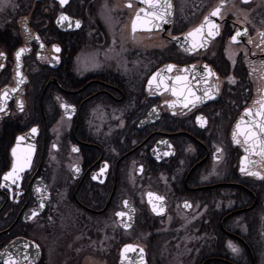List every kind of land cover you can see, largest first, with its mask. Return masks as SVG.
<instances>
[{"label": "flooded vegetation", "instance_id": "af4514ba", "mask_svg": "<svg viewBox=\"0 0 264 264\" xmlns=\"http://www.w3.org/2000/svg\"><path fill=\"white\" fill-rule=\"evenodd\" d=\"M219 1L186 0L181 14L172 0L165 30L135 34L131 19L144 6L135 0H13V12H0V253L28 254L33 264H140L143 248L144 264H264V179L240 172L245 152L232 141L264 85L257 0L229 1L204 49L183 51L170 39ZM242 9L248 21L237 19ZM62 14L69 20L58 22ZM177 76L197 96L211 86L214 98L184 108L156 87H179ZM29 145L30 167L16 184L4 181L12 149ZM250 159L264 176L260 157ZM148 193L164 197L162 205L153 197L163 214ZM125 245L136 251L122 257Z\"/></svg>", "mask_w": 264, "mask_h": 264}, {"label": "snow or ice", "instance_id": "6c2138e0", "mask_svg": "<svg viewBox=\"0 0 264 264\" xmlns=\"http://www.w3.org/2000/svg\"><path fill=\"white\" fill-rule=\"evenodd\" d=\"M4 0H0V3H3ZM244 3H248V0H243ZM67 3V0H60V4L63 6ZM139 3L144 5L136 10L135 16L131 21V31L133 34L137 32V30H143L151 32L153 29L160 28L162 24L170 23L169 17L172 15V2L171 0H139ZM224 6V0H221L220 5L214 8L207 16L204 17V21L194 28L192 31L187 33V37L193 38L195 40L196 37H200V42L196 43L193 42L192 47L190 49H186V51H193L198 48H203L206 46L207 42L210 39L215 38V36L219 35L220 33V25L215 23L210 17H220L223 18V13L221 9ZM126 7L132 8V3L129 2ZM69 17L65 15H61L60 20L58 22L67 21ZM76 27L80 26V22H75ZM27 30V29H26ZM247 30L245 29L244 33H241L239 30L236 31L235 35L231 37L232 42H237L238 37L242 34H246ZM262 37H264V33H260ZM36 39H39L36 37ZM173 40L179 39L178 37H172ZM249 43H252L249 40ZM264 43V40H262ZM260 45H257L259 47ZM43 47V45H41ZM54 51L60 52V48L58 46H53ZM26 51V49L21 48L16 52V59H17V67L19 68V61L21 55ZM4 53H0V56H3ZM173 65L167 66V71L171 72L173 70ZM181 71H187V69H183ZM205 73L207 77H211L213 75L211 69L205 66ZM160 73H156L153 77L149 80V86L153 84L154 81L157 80V77ZM17 76H21L19 72H17ZM179 87H172L169 88L167 83L164 80H160V82L156 85L157 88L161 86L164 87L165 90L172 91L174 96L183 98L184 103L183 107L188 108L191 104L192 107H196L197 104L202 103L205 98L212 99L214 98L212 93V87L210 86L208 90H206L203 96H197L196 93L192 90L191 86L188 83V78L186 76H177L175 78ZM20 83L23 82V78L21 77ZM206 82V81H205ZM230 82L234 83V80ZM218 91V89H217ZM6 95V93H5ZM255 104L258 105L256 107L255 112L252 108L245 109V116L250 117L249 121H245L243 118L237 122L235 128L232 132V141L237 145H241L244 148L245 156L241 158L240 163V172L242 174L250 175V176H257L260 179H264V176H261L257 171H250V167L256 163L250 159L251 155L255 154L260 157V162L264 164V90H262V94L260 99L255 101ZM170 107H174V104H170ZM21 110L23 109L22 103L20 104ZM65 109L69 106L63 105ZM0 111H3V108H0ZM154 111V110H153ZM196 120L201 123V125L206 123V120L203 116H197ZM31 132L35 134L37 132V128H32ZM24 137H17V144H19ZM73 151H78V149H73ZM34 152V146L29 145V147L24 150L21 154L18 155L17 148L12 149V155L15 158L12 164L11 170L4 174V181H10L12 184H16L21 179V173L25 170V168L30 167L31 165V157ZM217 152H222L221 149H217ZM247 162V164H246ZM105 165L101 169V174H103ZM142 171V168H141ZM96 176H93V179H96ZM6 186V185H0ZM149 197V204L152 205V210L156 212L158 215L163 214L164 208L162 206L157 207V204L153 202V197H155V201L161 203L164 200L162 196H155L153 193H148ZM125 207L128 206V201H124ZM186 207L190 205H185ZM43 202L40 203L39 208H43ZM132 211H135L134 209ZM38 214L36 209L32 210L31 216L35 217ZM125 212H117L116 216L118 217H125ZM130 218V217H129ZM130 225H125V227H129ZM23 247L28 249L29 245L24 244ZM37 249H39V245H35ZM234 253H238L239 249L236 248L234 245H229ZM136 248L133 245H125L124 249L122 250V257L125 253L128 252H135ZM139 252L141 253L140 256V264H144L143 260V253L144 249L139 248ZM0 255H6V259L4 260V264H33V261L30 259L28 254L23 255L22 258L14 257L12 253H0Z\"/></svg>", "mask_w": 264, "mask_h": 264}, {"label": "water", "instance_id": "95a60500", "mask_svg": "<svg viewBox=\"0 0 264 264\" xmlns=\"http://www.w3.org/2000/svg\"><path fill=\"white\" fill-rule=\"evenodd\" d=\"M135 1H137V2H139V0H135ZM229 1H231V0H224V6L227 4V3H229ZM171 2H172V0H171ZM220 3H221V0L219 1V2H217V4L213 7V8H211L206 14H205V16H207L214 8H216L218 5H220ZM172 5H173V3H172ZM223 6V7H224ZM136 13V12H135ZM134 16H135V14H134ZM134 16H133V18H134ZM204 16V17H205ZM132 18V19H133ZM173 18V8H172V15L169 17V19H170V22H171V19ZM132 19H131V21H132ZM210 19H212L215 23H217L218 24V17H210ZM204 21V18L202 19V21H201V23ZM200 23V24H201ZM200 24H198V25H200ZM168 25H169V23L168 24H162L161 25V29H163V30H165L166 29V27H168ZM197 25V26H198ZM196 26V27H197ZM195 27V28H196ZM160 28H157V29H160ZM194 29V28H193ZM193 29H191V30H189V31H187V32H185V33H183V34H180V35H177V36H173V37H178L179 39H177V40H173L172 38H170L171 39V41L172 42H174L175 44H177V46L181 49V50H183V51H186V49H190L191 47H192V44H193V42H196V43H199L200 42V37H196L195 38V40L193 39V38H189V37H187V33H189L190 31H192ZM137 31H139V30H137ZM216 37V36H215ZM214 39V38H213ZM212 39H210L208 42H207V44H206V46L208 45V43L211 41ZM238 40V39H237ZM205 46V47H206ZM205 47H203V48H198V49H196V50H200V49H204ZM20 50V49H19ZM24 55V53L21 55V57ZM21 57H20V61H21ZM19 61V62H20ZM262 90H264V85H263V87H262V89H261V94H262ZM258 107V106H257ZM248 108H252L253 110H254V112H255V109H256V106H253V107H248ZM244 119L246 122L247 121H249L251 118L250 117H248V116H245V110L242 112V114L240 115V118L238 119V121H240L241 119ZM243 150H244V148H243ZM244 157V156H243ZM240 163H241V161H240Z\"/></svg>", "mask_w": 264, "mask_h": 264}, {"label": "rangeland", "instance_id": "374dc122", "mask_svg": "<svg viewBox=\"0 0 264 264\" xmlns=\"http://www.w3.org/2000/svg\"><path fill=\"white\" fill-rule=\"evenodd\" d=\"M15 1V0H14ZM20 1V0H17V2ZM22 2L24 0H21ZM180 2V5H179V13H181L183 11V9L185 8V5H186V0H179ZM13 3V0H4L3 3H0V12H3L4 9L8 6H11V4ZM16 3L13 4L11 7H9L10 11L13 12V10H15L16 8ZM250 9L246 10L247 12L249 11ZM257 11H258V18H257V23H256V29L258 30H261V29H264V0H257ZM239 13V12H238ZM242 18H237V19H242V20H247L249 18H245V17H248V14L247 16L245 15V12L243 11V9L241 10L240 12ZM183 14V13H181ZM188 20V18H186Z\"/></svg>", "mask_w": 264, "mask_h": 264}]
</instances>
